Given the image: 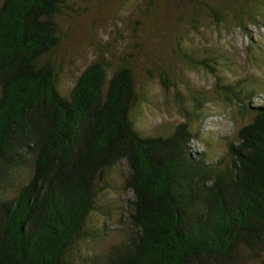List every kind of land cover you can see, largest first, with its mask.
I'll return each mask as SVG.
<instances>
[{
  "label": "trees",
  "instance_id": "trees-1",
  "mask_svg": "<svg viewBox=\"0 0 264 264\" xmlns=\"http://www.w3.org/2000/svg\"><path fill=\"white\" fill-rule=\"evenodd\" d=\"M68 1L0 0V264H264V103H253L264 92L237 95L215 57L179 46L178 58L213 76L249 121L219 157L196 150L191 119L205 121L207 99L190 89L181 123L143 135L125 62L112 69L100 55L61 93L51 54ZM120 164L130 230L106 255L88 253L90 216Z\"/></svg>",
  "mask_w": 264,
  "mask_h": 264
},
{
  "label": "rangeland",
  "instance_id": "rangeland-1",
  "mask_svg": "<svg viewBox=\"0 0 264 264\" xmlns=\"http://www.w3.org/2000/svg\"><path fill=\"white\" fill-rule=\"evenodd\" d=\"M263 6L255 0H69L58 19L60 44L51 54L59 89L68 94L83 69L100 55L112 69L125 62L142 98L130 118L136 130L151 136L168 134L181 123L184 109L192 111L189 90H199L194 93L207 99V118L191 119V129L199 136L195 149L219 157L227 139H234L249 117L236 115V108L215 88L213 76L184 64L178 47L215 57L221 83L235 86L237 95L258 87L264 92ZM158 75L168 78L170 90L163 89ZM123 170L120 164L111 171L109 189L99 198L100 210L90 216L94 237L83 245L88 253L106 255L130 230Z\"/></svg>",
  "mask_w": 264,
  "mask_h": 264
},
{
  "label": "built area",
  "instance_id": "built-area-1",
  "mask_svg": "<svg viewBox=\"0 0 264 264\" xmlns=\"http://www.w3.org/2000/svg\"><path fill=\"white\" fill-rule=\"evenodd\" d=\"M261 97H262V96H259V97H257V98H254V99H253V103L255 102L256 105H259V104H261V103H264V102H263L264 99H261ZM255 103H254V104H255Z\"/></svg>",
  "mask_w": 264,
  "mask_h": 264
}]
</instances>
